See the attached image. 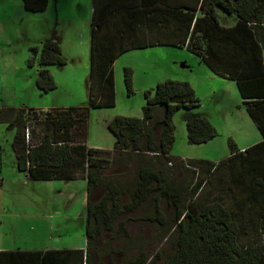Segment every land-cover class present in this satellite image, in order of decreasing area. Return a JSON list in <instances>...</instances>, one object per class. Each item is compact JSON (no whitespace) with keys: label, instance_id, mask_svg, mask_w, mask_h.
Instances as JSON below:
<instances>
[{"label":"rangeland","instance_id":"1","mask_svg":"<svg viewBox=\"0 0 264 264\" xmlns=\"http://www.w3.org/2000/svg\"><path fill=\"white\" fill-rule=\"evenodd\" d=\"M91 3L92 0H49L45 10L34 12L27 10L22 0H0V108L50 109L54 106L87 105L91 75ZM53 35L59 39L61 51L67 61L64 65L48 66L57 86L45 92L35 82L38 56L42 41ZM33 48L38 49L37 55ZM198 62L203 63L186 47L173 45H157L126 52L114 63V105L90 106L87 127L81 121V113L77 114V120L66 118V122L59 123L43 118V112H36L43 119L34 112L28 119L30 127L34 129L33 139L37 140L39 135L45 134L53 135L55 139L63 135L58 133L57 128L64 124L70 126L72 144L84 143L86 147L112 149L115 136L108 124L115 116L141 117L146 103L144 91L152 89L159 82L190 81L195 95L201 101L199 112L217 111L211 122L218 135L205 143H191L184 118L186 110H179L174 116L175 139L169 154L173 158L183 159V162H168L161 154L155 155L147 151L144 145L139 154L113 150L104 154L108 156V162L101 163L102 167L98 170L99 183L92 193V202H97L102 197L108 183L122 187L123 203L130 202L138 180L139 167L150 166L156 170L161 169L166 181L187 186L185 197L189 205H192V200L198 204L210 201L212 197L209 191H213L221 193L227 206L236 210L238 199L234 191L220 190L226 186L224 179L231 170L229 164L224 163L215 170L199 194L191 196V185L198 174L184 160L216 159L230 150L229 138L239 146H246L258 140L260 132L246 118L247 112L243 108L236 82L217 77L206 64L198 66ZM125 67L133 69L136 79L132 93H128L124 82ZM7 125L0 122L1 174L9 180L17 177L18 173L25 178L26 174L16 167L15 129H9ZM158 138L159 132H156L155 146H158ZM88 163L84 159L83 164L76 169L80 176L86 177ZM27 181L29 182L19 187L7 182L8 186L4 189L5 194L9 193L7 200L12 202V214L6 212L2 217L4 228L10 230L11 243H17L18 246L53 244L49 227L52 221L57 220L58 227L54 226V230L65 231L62 236L65 244L80 245L84 238L82 233L71 234L70 228H76L77 232L75 218L79 215L78 211L85 208L83 194L87 181L82 178L70 181H33L29 178ZM68 190H74L75 193L70 195ZM155 196L153 194L134 211L120 216V220H125L124 230L118 225L113 231L101 230L92 252V264H131L141 252L147 255L148 260L155 257L157 252L161 254V262H167L171 258L175 252L176 210L166 198H160L158 205L164 218V224H160L155 220ZM88 199L89 197L87 203ZM240 212L242 217L239 220L244 225L240 242L251 243L258 237L259 224L253 214L243 209Z\"/></svg>","mask_w":264,"mask_h":264},{"label":"trees","instance_id":"2","mask_svg":"<svg viewBox=\"0 0 264 264\" xmlns=\"http://www.w3.org/2000/svg\"><path fill=\"white\" fill-rule=\"evenodd\" d=\"M22 2L27 10L36 12L45 10L49 0ZM201 6L205 8L204 16L195 18L194 30L186 37V44L214 73L228 75L237 81L247 111L263 138L242 151L229 138L230 154L218 162L207 159L184 161L198 174L191 185V196L199 194L215 170L224 163L229 164L231 170L224 179L226 186L220 190L234 191L238 199L237 209L229 208L222 194L213 191H209L212 197L210 201L198 204L192 200V205H189L185 197L187 186L166 181L161 169L156 170L150 166L139 167L138 180L130 202L123 203L124 189L112 183L106 185L105 193L97 202H92V193L99 183L98 170L102 167L101 163L108 162V156L104 154L113 150L139 154L144 145L147 151L155 155L161 154L168 162H183V159L173 158L169 154L175 139L174 116L179 110H186L184 118L191 143H205L218 135L210 120L195 110L201 106V101L188 81L165 80L152 89H146V103L141 117L115 116L108 124L115 136L112 149L86 147L84 143L72 144L70 126L64 124H58L60 127L58 126L57 131L63 135L55 139L48 134L39 135L37 140L33 139L35 133L32 132L34 129L30 127L28 119L34 112H43V118L59 123L66 122V118L77 120V114L81 113V121L87 127L90 106L114 105L116 92L112 62L117 54L129 48L115 50L109 40L98 43L95 36L91 48L87 105L50 109L0 108V122L7 123V127L16 132L14 151L18 168L28 172L32 179H76L81 177L76 170L78 166L83 164L84 159L89 162L86 172L89 197L86 247L77 253L76 259L73 258L74 251L69 249L34 251L40 255V264H92V252L99 231H113L117 225L124 230L125 222L120 220V216L134 211L153 194H156L155 220L160 224H164L163 213L158 205L160 198H166L176 210L175 252L167 262L160 261L159 252L150 260L141 252L131 264H264V0H202ZM218 10L236 20L235 24L223 28ZM190 11L195 16L197 8H190ZM201 21L203 28H206L196 33L195 28H198ZM96 27L97 23L93 21V31ZM214 27H217L215 31ZM33 52L37 55L38 49L33 48ZM66 61L56 35L42 41L36 85L45 92L55 89L57 85L48 66L64 65ZM124 82L128 93H132L134 77L131 67L124 68ZM38 113L36 115L39 116ZM156 132H159L158 146L154 145ZM242 209L253 214L259 224L258 237L251 243L240 242L244 228L239 220Z\"/></svg>","mask_w":264,"mask_h":264},{"label":"crops","instance_id":"3","mask_svg":"<svg viewBox=\"0 0 264 264\" xmlns=\"http://www.w3.org/2000/svg\"><path fill=\"white\" fill-rule=\"evenodd\" d=\"M202 0H92L91 3V48H92V40L96 36V41L99 43H104L105 40H109L111 45L114 46L115 50L119 49H127L123 50V52L117 54V57L112 62L114 67V63L117 59L125 54L126 52L148 48L157 45H173L179 47H186L188 50L190 48L187 46L186 37L188 38L191 32L194 30L195 18L203 17L204 10L203 6H201ZM161 6H160V5ZM79 6V5H78ZM77 6V8H78ZM81 6V5H80ZM201 6V7H200ZM178 8V10H177ZM190 8H197L195 16H192L189 12ZM205 9V8H204ZM220 23L224 26L223 28L233 26L236 20L232 19L231 16H227L222 10H218ZM93 21L97 23L96 30L93 31L92 24ZM199 23V22H198ZM220 24V25H221ZM206 28V27H205ZM203 22L201 21L198 24V28H195L196 33H200L203 31ZM217 27H214V31ZM209 30V26L207 27ZM264 35V31H263ZM214 41V40H213ZM212 41V42H213ZM146 43V44H145ZM91 48H90V61L92 60L91 56ZM191 51V50H190ZM192 52V51H191ZM194 53V52H192ZM195 54V53H194ZM198 59H200L204 64L208 66L203 59L195 54ZM264 56V50H263ZM196 61V60H195ZM238 61V60H237ZM201 62H198V66H203ZM105 64V63H103ZM100 65V64H99ZM196 65V64H194ZM192 67V65H191ZM211 70V68L208 66ZM211 72L217 77H223L229 80L237 81L230 78L228 75H219ZM134 73V72H133ZM209 75V73L207 74ZM134 77V76H133ZM136 79L134 78V86L136 85ZM190 82V81H189ZM191 84V83H190ZM115 87V83H114ZM239 90V87H238ZM226 90H224L225 93ZM240 92V90H239ZM102 94V93H101ZM241 95V102L243 104V108L246 110V118L247 120L255 122L250 117L246 105L244 104V100ZM115 101L116 103V93H115ZM85 105V104H84ZM59 107V106H54ZM199 111V108H196ZM206 116L210 122L211 118H214L217 115V111L214 110L212 112L201 113ZM212 123V122H211ZM256 129L259 131L257 125L255 124ZM176 128V127H175ZM15 135V134H14ZM262 135L260 133V138L251 144H247L246 146H239L238 148L242 150L247 147L259 142L262 139ZM230 154V150L217 157L216 159H207L214 162H218L219 160L225 158ZM16 157V167L17 164V156ZM20 172L25 173V178L32 179L28 172L19 170ZM2 170L0 169V174ZM20 173L17 174V177L13 179H6L2 176V180L0 181V264H40L38 253L34 251L37 250H65L69 249L74 252L73 258L76 259L80 251L85 249L86 247V227H87V188L83 194V202L85 208L83 211H78L79 215L76 219L77 224V232L76 228H70V233H77L78 235H83V242L80 245H71L65 244L64 241V233L65 231L60 229L54 230V226L58 227L57 220L52 221L49 227V233H52L53 244L48 245H37V246H18L16 244H12L10 240V230L5 227V222L2 220L3 215L8 212V214H12V206L11 203L7 200V194L4 193L5 187H7V182H11L15 184V186L19 187L28 183L27 179L20 177ZM85 179L86 177H79ZM77 179V178H76ZM76 179H51V180H76ZM33 181H49V180H35ZM66 192V191H65ZM68 194L75 193L73 190H68ZM70 197V196H69ZM72 199L70 200V202ZM9 204V205H8ZM86 216L84 217V215ZM70 222L72 220H69ZM122 221V220H121ZM125 222V220H123ZM100 232L97 237L100 236ZM50 237V238H51ZM74 264V263H73Z\"/></svg>","mask_w":264,"mask_h":264},{"label":"built area","instance_id":"4","mask_svg":"<svg viewBox=\"0 0 264 264\" xmlns=\"http://www.w3.org/2000/svg\"><path fill=\"white\" fill-rule=\"evenodd\" d=\"M26 137H27V141H28L29 140V131H28V129L26 131Z\"/></svg>","mask_w":264,"mask_h":264}]
</instances>
